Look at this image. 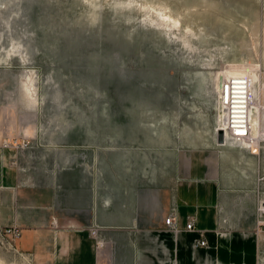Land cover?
I'll return each mask as SVG.
<instances>
[{"label": "rangeland", "instance_id": "rangeland-1", "mask_svg": "<svg viewBox=\"0 0 264 264\" xmlns=\"http://www.w3.org/2000/svg\"><path fill=\"white\" fill-rule=\"evenodd\" d=\"M231 72L264 88V0H0V123L31 183L143 166L152 130L214 116Z\"/></svg>", "mask_w": 264, "mask_h": 264}, {"label": "crops", "instance_id": "crops-1", "mask_svg": "<svg viewBox=\"0 0 264 264\" xmlns=\"http://www.w3.org/2000/svg\"><path fill=\"white\" fill-rule=\"evenodd\" d=\"M214 124L152 130L145 164L116 166L108 181L104 166L83 163L31 183L11 163L14 135L0 123V223L22 228L0 264H26L27 254L30 264H263L264 156L219 145Z\"/></svg>", "mask_w": 264, "mask_h": 264}, {"label": "built area", "instance_id": "built-area-1", "mask_svg": "<svg viewBox=\"0 0 264 264\" xmlns=\"http://www.w3.org/2000/svg\"><path fill=\"white\" fill-rule=\"evenodd\" d=\"M258 84V83H257ZM254 82L250 77L245 75L239 76H223L215 89L214 116L215 124L213 126V134L218 138V133L223 132V143L219 145H229L241 149H247L253 153H260L264 156V88L255 96L253 90ZM260 84H258L259 86ZM257 102L260 107H256V115L260 123L255 126L251 118V109L253 102ZM261 111V112H260ZM218 141V139H217ZM6 146L23 147L18 142L6 143ZM24 168L18 167L23 173ZM264 180V175L261 177ZM259 227L264 230V201L259 205ZM226 223L225 218L220 219V225ZM57 225V221L54 220ZM166 224L175 228V218L171 215L167 217ZM90 234L96 239L97 246H102L105 242L99 237L98 225L89 228ZM187 230H195L194 219L191 218L187 224ZM22 234V228L17 224L3 225L0 223V247L5 250H13L16 248L15 243ZM197 245L205 246V239H198ZM30 254H27L26 264L31 263Z\"/></svg>", "mask_w": 264, "mask_h": 264}, {"label": "bare ground", "instance_id": "bare-ground-1", "mask_svg": "<svg viewBox=\"0 0 264 264\" xmlns=\"http://www.w3.org/2000/svg\"><path fill=\"white\" fill-rule=\"evenodd\" d=\"M222 73V72H221ZM220 73V74H221ZM239 75H245V74H241V73H227L226 77H230V76H239ZM246 76V75H245ZM30 78V77H29ZM30 80V79H29ZM31 81V80H30ZM32 82V81H31ZM259 123H260V120H259Z\"/></svg>", "mask_w": 264, "mask_h": 264}, {"label": "water", "instance_id": "water-1", "mask_svg": "<svg viewBox=\"0 0 264 264\" xmlns=\"http://www.w3.org/2000/svg\"><path fill=\"white\" fill-rule=\"evenodd\" d=\"M218 142L219 143H223L224 142V139H223V132L222 131H220L219 133H218Z\"/></svg>", "mask_w": 264, "mask_h": 264}]
</instances>
